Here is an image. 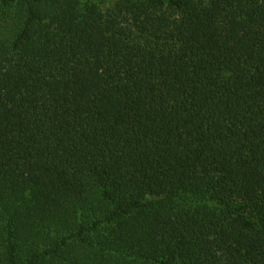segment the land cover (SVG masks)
I'll return each instance as SVG.
<instances>
[{
  "label": "trees",
  "instance_id": "trees-1",
  "mask_svg": "<svg viewBox=\"0 0 264 264\" xmlns=\"http://www.w3.org/2000/svg\"><path fill=\"white\" fill-rule=\"evenodd\" d=\"M0 264H264V0H0Z\"/></svg>",
  "mask_w": 264,
  "mask_h": 264
}]
</instances>
